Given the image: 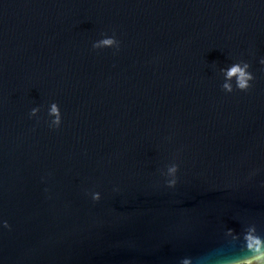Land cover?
Returning a JSON list of instances; mask_svg holds the SVG:
<instances>
[{
	"label": "water",
	"instance_id": "obj_1",
	"mask_svg": "<svg viewBox=\"0 0 264 264\" xmlns=\"http://www.w3.org/2000/svg\"><path fill=\"white\" fill-rule=\"evenodd\" d=\"M0 264H264V0H0Z\"/></svg>",
	"mask_w": 264,
	"mask_h": 264
}]
</instances>
